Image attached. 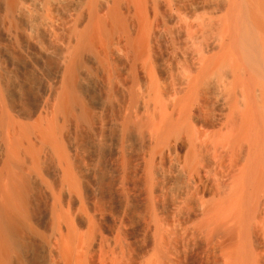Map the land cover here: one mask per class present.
Segmentation results:
<instances>
[{
	"label": "bare ground",
	"instance_id": "obj_1",
	"mask_svg": "<svg viewBox=\"0 0 264 264\" xmlns=\"http://www.w3.org/2000/svg\"><path fill=\"white\" fill-rule=\"evenodd\" d=\"M120 49H125L135 61L131 59L135 63L130 64L134 75L131 77L142 88L141 104L148 114L144 113L138 123L127 118L123 126L119 124L124 134L121 132L123 136L117 139H122L128 150L119 149L123 146L120 144L115 149V155L121 158L117 157L121 162L118 166L122 168L116 166L118 176L112 177L114 184H121L123 179L132 193L134 209L159 221L162 216L153 212L158 201L149 204L147 196L156 197L166 187L176 189L181 205L193 208L191 213L185 211L189 214L187 221L198 224L203 231L199 232L201 236L207 235L206 244L216 252L210 259L212 264H264V0H0V264H42L44 245L52 235L57 238L58 251L61 249L76 264H86L87 256L75 254L80 235L77 229L89 228L93 241L98 230L111 233L109 228L100 227L97 216L91 223V219L76 220L67 208L66 211L70 190L79 194L71 200L73 207L90 201L84 200L89 194L88 186L91 189L87 178L97 182V200L104 201L109 191L113 195V213H120L124 207L120 194L112 192L111 187L105 192V174L98 170L99 177L95 168L86 172L80 164L85 154L81 161L73 156L77 149L84 150L85 141L70 136L68 139L58 121L47 125L42 121L43 101L52 95V90L42 88L40 97L44 100L38 98L36 104L29 106L31 90L26 74L28 69H35L51 83L64 77L66 93L58 100L57 108L69 114L78 104L74 93L79 89L76 77L82 67L96 63L104 70L108 66L116 69L113 64L117 66L120 60ZM132 94L133 105L137 95ZM87 110H82V118H88ZM117 121L113 122L118 124ZM99 150L92 152L98 154ZM100 155L87 157L92 162L89 164L100 166ZM96 173L98 179H94ZM200 198L204 200L202 205ZM176 212L180 216V210ZM112 216L104 219L110 222ZM188 236L192 237V233ZM151 240L154 239H149L150 245ZM95 248V243L89 247ZM171 249L174 251V247Z\"/></svg>",
	"mask_w": 264,
	"mask_h": 264
},
{
	"label": "rangeland",
	"instance_id": "obj_2",
	"mask_svg": "<svg viewBox=\"0 0 264 264\" xmlns=\"http://www.w3.org/2000/svg\"><path fill=\"white\" fill-rule=\"evenodd\" d=\"M121 50V52L118 50V54H120L119 56H120V60L118 61V63H117V66H116V63L115 64H113V66H115L116 67V69H112V67L111 66H108L107 67V69L106 70H104L102 67H101V65H99V64H96V63H93V64H91V66H89L90 64H88V65H86L87 67H85V66H83L82 67V69H81V71H80V75L78 74L77 75V77H76V82H77V85L79 84V89H78V91H76L74 94L76 95V93H77V98L76 99H78L77 101H78V104L76 103V107H73L74 109L72 110V111H70L71 113H69V114H66V113H63V112H59L58 111V108H57V105H58V100L62 97V95H64L65 93H66V88L63 86V84L65 85V83H64V77H62L61 78V80L60 81H58V82H54L53 81V83H51L52 82V80H47L46 81V78H44V77H46V76H44V74H42V73H40L39 71H35V69H28L29 71H27V84L29 85V91L31 90V92H30V99H28V100H30L29 101V106H33V104H36L38 101H39V99H42V100H44V98L45 97H40V96H42V92H43V89L42 88H44L45 86H47L50 90H52V95L51 96H49V97H47V98H45V100L42 102L43 103V109H42V115H41V117H42V121L44 122V124L45 125H47V123L49 124V122L51 123H53L54 121L56 122V121H58L59 122V124L62 126V133L68 138V139H70L71 137H73L72 139H82V140H84L85 141V146H83L84 147V150H82L83 148H80L81 150H79V149H77V151L75 152V154H74V152H73V156L75 157V156H77L76 157V159L77 158H79L78 160H80L81 158L80 157H83L82 156V154L84 155H88V154H90V155H88V156H85L84 155V157L82 158L83 159V161H81L82 163H80V161H79V163L80 164H82V167H83V169L86 171V172H88V171H90V169L91 170H93L94 168H95V170H97V173H98V176H99V172H100V170H101V172L102 173H104L105 174V176H106V178H108V180L104 183V186H105V188L104 189H106L105 190V192L111 187V191L113 192H117L118 194H120L121 196H120V198L122 199V202H123V207L124 208H122V210H121V212H123L122 214H121V212L120 213H118V214H115V213H113L114 211H113V209H112V201H113V198L112 197H110V196H113V195H111L110 194V191L109 192H107L108 193V195H107V198L104 200V201H100V200H97V198H98V196H97V193L98 192H94V191H98L97 190V188H98V185H97V182H95V181H93V182H90V180H89V178H87L86 179V183H87V186L90 184V186H91V189H90V187L88 186V188H89V194H86V196L87 197H85V199L84 200H88V199H90V201L88 200V201H86V202H83V200H82V205L80 204V205H78L77 207H73V201L71 202V200L73 199L74 200V197H76V196H78L79 194L77 193H75V191H72V190H70V196H69V200H68V203L65 201V204H67V205H69V206H65V209L67 208L68 209V212L70 211L71 213V216H73V218L74 219H76V220H78L79 218L81 219V218H85V220H89V219H91L90 220V222L92 223V219H93V217L94 216H97L98 218H99V224H100V227L102 226V227H105V228H109L108 230H110L111 231V233H113L112 235L113 236H111V233H106V232H103L102 230H98L96 233H95V240L94 241H96V242H94L93 241V239H94V236L91 238V236H89V233H88V230H89V228L88 229H85V227L83 228V227H80V228H78L77 230V235H79L78 236V239L79 240H76V243H75V245H76V247H77V250H76V248H75V254H84V256H87V263L86 264H112L113 262V264H119V262H120V264H139V262H140V264H145L146 263V261L147 262H149L150 261V263H148V264H153V263H157V264H205L206 262H207V264H212V260H213V255L215 256V254H216V252H215V250H214V248H212L213 246L212 245H210V244H208V242H207V244H206V241H207V238H206V234H204L203 236H201V234H203V231H201L200 229H199V226H198V224L197 223H195V222H188L187 221V218H188V215L189 214H187L188 213V211L191 213V211L193 212V208H187L188 206H186L185 204H183V205H181V202L179 201V199H178V195H177V190L175 189H171V191H173L172 193H170L171 191H170V189L168 188V187H166V188H164L165 190L163 191V193H160L158 196H156V197H150V195L149 196H147V197H149V200H148V202H149V204H153V202H156L155 200H157L158 202H156L155 204H156V206H157V208H156V210H155V208H154V210H153V212H157V214H158V212H159V216H162L161 218H160V221L158 220V219H156L155 220V218L156 217H154V216H145V215H141V213H139V211L138 210H135L134 209V207H135V203H134V200L132 199L133 198V196H132V193L129 191V188L127 187V186H125V184L123 183L124 181H123V179H122V182H121V184L119 183V185L118 184H114V178L116 177V176H118V174H117V168H119L120 167V165L118 166V164H120L121 162H120V157L118 156V155H115V151L116 150H118L117 148H119L120 146H122L123 145V142H122V139H117V138H119L118 136H120V137H122L123 136V134H124V132H122L123 131V129L121 130L120 129V123H122V125L121 126H123V124L125 123V120H127V118H129V119H131V121L132 122H134V123H138L139 122V120H141V119H143L145 116H144V113H145V115L147 116V114H148V110L147 109H144L143 108V106H142V104L144 103L143 101H144V99H143V97H142V95L141 94H143L142 92V88H141V86L140 85H138L137 83H133V80H132V78L134 77V75L132 74L131 75V73H132V71H130V69H131V65H134L135 63V61L133 60V58H130L129 56H131V55H129V53H127V51H125V49H120ZM120 52V53H119ZM127 54H126V53ZM121 56H122V58H121ZM129 58H128V57ZM116 57V56H115ZM134 61H132V60ZM126 60H127V62L128 63H126ZM121 61V62H120ZM123 61L125 62V63H123ZM132 61V62H131ZM134 63V64H133ZM120 64V65H119ZM131 64V65H130ZM123 65V66H122ZM100 66V67H99ZM107 66V65H106ZM120 66V67H119ZM126 66V67H125ZM84 67H85V69H84ZM89 67V68H88ZM91 67V68H90ZM95 67V68H94ZM98 67V68H97ZM124 67V68H123ZM127 68H129V69H127ZM138 69L141 71V68H140V66L138 67ZM137 69V70H138ZM138 70V72H140ZM35 71V72H34ZM89 71V72H88ZM123 71V72H122ZM29 72V73H28ZM91 72V73H90ZM94 72V73H93ZM107 72H109V73H107ZM118 72V73H117ZM120 72V73H119ZM127 72V73H126ZM86 73H87V75H86ZM95 73H96V75H95ZM102 73V74H101ZM105 73H107V74H105ZM115 73V74H114ZM129 73H130V75H129ZM94 74V75H93ZM101 74V75H100ZM117 74H119V75H117ZM125 74H126V76H125ZM84 75V76H83ZM103 75V76H102ZM114 75V76H113ZM39 76H42V77H39ZM118 76H120L119 78H118ZM130 76V77H129ZM131 76H133V77H131ZM85 77V78H84ZM124 77H126V78H124ZM32 78H34V79H32ZM44 78V79H43ZM93 78V79H92ZM111 78V79H110ZM112 78H115V79H112ZM79 79V80H78ZM85 79V80H84ZM95 79V80H94ZM102 81H101V80ZM106 79V80H105ZM108 79V80H107ZM34 80V81H33ZM41 80V81H40ZM81 80V81H80ZM98 80H99V82H98ZM112 82H111V81ZM121 80V81H120ZM127 82H125V81ZM39 81V82H38ZM61 81H63V83L61 82ZM103 81H105L104 82V84H103ZM108 81V82H107ZM115 81V82H114ZM117 81V82H116ZM34 82V83H33ZM35 82H36V84H35ZM50 82V83H49ZM60 82V83H59ZM90 82L92 83V85L90 84ZM96 82H98V83H96ZM131 82V83H130ZM88 83V84H87ZM97 85H96V84ZM102 83V84H101ZM118 83V84H117ZM121 83V84H120ZM47 84V85H46ZM60 84V85H59ZM132 84V85H131ZM53 85V86H52ZM123 85V86H122ZM131 85V87H129ZM135 85H136V87H135ZM59 86V87H58ZM66 86V85H65ZM83 86V87H82ZM87 86V87H86ZM90 86V87H89ZM101 86V88H99ZM103 86V87H102ZM105 86H107V87H105ZM113 86H115V87H113ZM132 86H133V88H132ZM53 89H52V88ZM125 89H124V88ZM127 87V88H126ZM40 88V89H39ZM80 88H82V89H80ZM117 88V89H116ZM135 88H136V90H135ZM141 88V90H139V89ZM38 89H39V91H38ZM42 89V90H41ZM57 89V90H56ZM88 89V90H87ZM94 89V90H93ZM109 89V90H108ZM119 89V90H118ZM127 89V90H126ZM91 90V91H90ZM103 90V91H102ZM35 91H36V93H35ZM54 91V92H53ZM83 91V92H82ZM95 91V92H94ZM78 92H79V94H78ZM90 92H91V94H90ZM101 92V93H100ZM106 92V93H105ZM110 92V93H109ZM126 92V93H125ZM129 92V93H128ZM41 93V94H40ZM95 93V94H94ZM108 93L110 94V96H108ZM118 93V94H117ZM131 93V94H130ZM132 93H134V95H137V101L138 100H140V102L138 101H136V103L135 102H133V105H132V101H131V98L130 97H132ZM138 93V94H137ZM33 94V95H32ZM103 94V95H102ZM114 94V95H113ZM130 94V95H129ZM94 96V97H92V96ZM123 95H124V97H123ZM32 96V97H31ZM82 96V97H81ZM84 96V97H83ZM88 96V97H87ZM106 96V97H105ZM108 96V97H107ZM127 96H129V97H127ZM141 96V97H140ZM35 99H34V98ZM51 97V98H50ZM59 97V98H58ZM87 97V98H86ZM98 97V98H97ZM32 98V99H31ZM39 98V99H38ZM56 98V99H55ZM81 98V99H80ZM101 98V99H100ZM107 98V99H106ZM111 98V99H110ZM139 98V99H138ZM141 98V99H140ZM49 99V100H48ZM53 99H54V101H53ZM88 99V100H87ZM90 99V100H89ZM93 99H95V100H93ZM103 99V100H102ZM117 99L119 100V101H117ZM111 100V101H110ZM114 100V101H113ZM50 101V102H49ZM82 101V102H81ZM91 101V102H90ZM98 101V102H97ZM108 101V102H107ZM96 102V103H95ZM112 102H113V104H112ZM117 102H118V104H117ZM124 102V103H123ZM143 102V103H142ZM53 103V104H52ZM82 104V106H81V104ZM90 104V105H87V104ZM92 103V104H91ZM102 103H105L104 105L102 104ZM128 105H127V104ZM140 103V104H139ZM142 103V104H141ZM47 104V105H46ZM99 104V105H98ZM123 104H124V106H123ZM139 106H138V105ZM50 105V106H49ZM84 105V106H83ZM93 105H95V106H93ZM103 105V106H102ZM107 105V106H106ZM31 106V107H32ZM81 106V107H80ZM127 106V107H126ZM130 106V107H129ZM133 106V107H132ZM138 106V107H137ZM142 106V107H141ZM47 107V108H46ZM49 107V108H48ZM51 107V108H50ZM95 107V108H94ZM109 107V108H108ZM113 107V108H112ZM121 107H122V109H121ZM90 108V109H89ZM93 108V109H92ZM139 110H138V109ZM83 109H85V110H87L88 111V118L86 117V118H82L81 116L82 115H80L81 113H82V110ZM113 109V110H112ZM128 109V110H127ZM136 111H135V110ZM46 110V111H45ZM96 110V111H95ZM108 110V111H107ZM110 110V111H109ZM124 110V111H123ZM130 110V111H129ZM55 111V112H54ZM57 111V112H56ZM75 111V112H74ZM102 111V112H101ZM104 111V112H103ZM106 111L108 112V113H106ZM116 111V112H115ZM119 111V112H118ZM147 111V112H146ZM94 112H96V113H94ZM100 112V113H99ZM110 112H112V114H110ZM131 112V113H130ZM94 113V114H93ZM143 113V114H142ZM61 114V115H60ZM63 114V115H62ZM106 114V115H105ZM115 116H114V115ZM120 114V115H119ZM139 114H141V115H139ZM46 115V116H45ZM58 115V116H57ZM91 117H90V116ZM96 115V116H95ZM64 116V117H63ZM93 116V117H92ZM111 116V117H110ZM61 117V118H60ZM69 117V118H68ZM71 117V118H70ZM105 117V118H104ZM134 119H133V118ZM142 117V118H141ZM63 118V119H62ZM81 120H80V119ZM90 118V119H89ZM104 118V119H103ZM122 119V121L121 120H119V121H117V119ZM62 119V120H61ZM68 119V120H67ZM71 119V120H70ZM76 121H75V120ZM78 119V120H77ZM88 119V120H87ZM103 119V120H102ZM48 120V121H47ZM52 120V121H51ZM92 120V121H91ZM104 120H106V121H104ZM117 121V122H119L118 124L116 123V122H113V121ZM135 120H136V122H135ZM138 120V121H137ZM81 121V122H80ZM112 121V122H111ZM68 122V123H67ZM77 122V123H76ZM79 122H80V124H79ZM90 122V123H89ZM76 123V124H75ZM96 123V124H95ZM97 123H98V125H97ZM114 125H113V124ZM71 124V125H70ZM83 124H85V125H83ZM94 124V125H93ZM100 124V125H99ZM104 124V125H103ZM109 124V125H108ZM112 124V125H111ZM115 124H117V126L115 125ZM78 125V126H77ZM87 125V126H86ZM110 126V127H108V126ZM119 125V126H118ZM83 126V127H82ZM91 126V127H90ZM99 126V127H98ZM115 126V127H114ZM69 129H68V128ZM98 127V128H97ZM114 127V128H113ZM116 127H119V129H116L115 130V128ZM74 128H75V130H74ZM91 128V129H90ZM122 128V127H121ZM67 129V130H66ZM76 129H77V131H76ZM82 129H83V131H82ZM97 129V130H96ZM90 130H93V131H90ZM94 130L97 132H94ZM118 130V131H117ZM65 131V132H64ZM71 131V132H70ZM75 131V132H74ZM91 133H90V132ZM100 131V132H99ZM105 131V132H104ZM113 131V132H112ZM67 132V133H66ZM69 132V133H68ZM72 132L75 134H72ZM79 132H81V133H79ZM89 132V133H88ZM116 132V133H115ZM121 132L123 133V134H121ZM77 133V134H76ZM102 133V134H101ZM118 133V134H117ZM72 134V135H71ZM80 134V135H79ZM74 135V136H73ZM93 135V136H92ZM94 135H95V137H94ZM96 135H97V137H96ZM68 136H70V138L68 137ZM76 136V137H75ZM78 136V137H77ZM80 136V137H79ZM82 136V137H81ZM75 137V138H74ZM100 137V138H99ZM84 138V139H83ZM87 140H86V139ZM102 139H103V141H102ZM97 140H98V142H97ZM113 140V141H112ZM124 140V139H123ZM89 141V142H88ZM91 141V142H90ZM112 141V142H111ZM86 142H88V143H86ZM107 142H108V144H107ZM111 142V143H110ZM114 142V143H113ZM121 142V143H120ZM113 143V144H112ZM89 144V145H88ZM120 144V146H118ZM126 143H124V145H125ZM91 145V146H90ZM94 145V146H93ZM110 146L109 148L108 147H106V146ZM116 145H117V147H116ZM122 146V147H120L119 149H121V148H125V149H127L128 150V147L127 146ZM88 146V147H87ZM100 147V148H99ZM99 149H101V150H99ZM112 149V150H111ZM114 149V150H113ZM116 149V150H115ZM124 149V150H125ZM86 150V151H85ZM93 150H99L100 152L98 153V154H96V152L94 151V153L92 152ZM108 150H110V151H108ZM121 150H123V149H121ZM120 150V151H121ZM79 151H81L80 153H79ZM88 151H89V153H88ZM103 151V152H102ZM86 152V153H85ZM106 152V153H105ZM109 154H108V153ZM111 152V153H110ZM131 152H133V151H131ZM79 153V154H78ZM100 153H101V155H100ZM104 153V154H103ZM116 153H117V151H116ZM133 153H135V152H133ZM91 154H95V155H100L101 156V165L99 166V164L100 163H98V165H97V163L94 165V164H92V166H91V164H89V162L90 163H92L91 161H89L88 162V158L87 157H89L90 158V156H91ZM108 154V155H107ZM113 154V156H111ZM85 157L87 158V160L85 159ZM111 157V158H110ZM114 157V158H113ZM117 157H119V158H117ZM110 158V159H109ZM110 161H109V160ZM113 159H115V160H113ZM119 161H118V160ZM85 160L87 161V162H85ZM107 160V161H106ZM106 161V162H105ZM118 161V162H117ZM83 162H84V164H83ZM106 164H105V163ZM113 162H117V163H113ZM95 163V162H94ZM104 163V164H103ZM113 163V164H112ZM86 165H88V166H86ZM107 165V166H106ZM98 167V169H97V167ZM116 166H117V168H116ZM89 167V168H88ZM93 167V168H92ZM110 167V168H109ZM112 167V168H111ZM120 168H122V166L120 167ZM106 169V170H105ZM88 170V171H87ZM98 170H99V172H98ZM105 171V172H104ZM109 171V172H108ZM112 171H114V172H112ZM107 172V173H106ZM97 173L95 174V176L97 175ZM112 173V174H111ZM115 173H116V175H115ZM89 174V173H88ZM108 175V176H107ZM94 176V177H95ZM98 176H96L94 179H96ZM100 177V176H99ZM98 177V178H99ZM112 177H114V178H112ZM97 178V179H98ZM110 178V179H109ZM92 180H93V177H92ZM91 180V181H92ZM110 180V181H109ZM112 180V181H111ZM97 181V180H96ZM108 182V183H107ZM94 183V184H93ZM46 184V183H45ZM93 184V185H92ZM106 184V185H105ZM122 185H124V187L122 186ZM95 186V187H94ZM97 186V187H96ZM114 186V187H113ZM46 187V188H45ZM106 187H108V188H106ZM121 187H122V189H121ZM44 188L45 189H47V186H44ZM92 188H93V190H92ZM65 190L67 191L68 189H66L65 188ZM91 190V191H90ZM122 190V191H121ZM128 190V191H127ZM47 191V190H46ZM93 191V192H92ZM123 191H125L124 193H123ZM166 191V192H165ZM170 191V192H169ZM91 192V193H90ZM111 192V193H112ZM131 193V194H130ZM168 193H169V195H168ZM75 194V195H74ZM91 194L93 195V196H91ZM127 194V195H126ZM96 195V196H95ZM126 195V196H125ZM131 195V196H130ZM165 195V196H164ZM129 196V197H128ZM160 196V197H159ZM94 199H93V198ZM124 197V198H123ZM132 197V198H131ZM81 198H83V197H81ZM86 198H88V199H86ZM110 198H112V199H110ZM150 198H154V199H150ZM156 198V199H155ZM163 198V199H162ZM165 198V199H164ZM93 201H92V200ZM126 199H128L127 201H126ZM160 199V200H159ZM201 200H203L202 198H200ZM199 199V200H200ZM95 200V201H94ZM153 200V201H152ZM199 200H197V205L199 204L198 203V201ZM199 201L200 203H201V205L203 204L202 202H204V200L203 201ZM162 201V202H161ZM172 201V202H171ZM174 201V202H173ZM177 203H176V202ZM87 202H89V203H87ZM179 202H180V204H179ZM70 203V204H69ZM86 203V204H85ZM96 203V204H95ZM99 203H101V204H99ZM127 203H129V204H127ZM134 203V205H132ZM174 203V204H173ZM72 204V205H71ZM90 204V205H89ZM92 204V205H91ZM161 206H159V205ZM176 204V205H175ZM181 205L180 207V209H177V208H179V206L178 205ZM89 205V206H88ZM103 205H105V206H103ZM108 205V206H107ZM129 207H128V206ZM131 205V206H130ZM201 205H199V207H201ZM95 206V207H94ZM102 206V207H101ZM110 206H111V208H110ZM132 206H133V208H132ZM167 206H170V207H172V208H170V207H167ZM185 206V207H184ZM73 207V208H72ZM79 207H81V209H82V211H81V209L79 208ZM91 207V208H90ZM127 207V208H126ZM159 207H160V209H159ZM176 207V208H175ZM198 207V206H197ZM76 208V209H75ZM92 208H94V209H92ZM132 209V210H130V209ZM151 208H153V207H151ZM166 208V209H165ZM183 208V209H182ZM67 209H66V211H67ZM72 209V210H71ZM73 209H74V211H73ZM78 209V210H77ZM90 209V210H89ZM127 209V210H126ZM170 209H172V210H170ZM91 210H92V212H91ZM98 210V211H97ZM100 210V211H99ZM105 210V211H104ZM108 210V211H107ZM159 210H161V211H159ZM178 210V212H179V210H180V216H182V219L184 220V217H186V219L184 220V221H186L185 223L186 224H188V225H186L185 226V223H184V221L183 220H181V217L180 216H178L179 215V213L177 214V211ZM73 211V212H72ZM76 211V212H75ZM79 211H80V213H79ZM150 211H152V209L150 210ZM170 211H174V213L176 214V215H174L172 212H170ZM187 213H186V212ZM153 212H151V213H153ZM183 212H185L186 213V215L183 213ZM86 213H88V214H86ZM90 213V214H89ZM127 215H126V214ZM132 215H131V214ZM150 213V214H151ZM166 215H165V214ZM119 214H120V216H119ZM162 214V215H161ZM170 214V215H169ZM171 214H173V215H171ZM85 215V216H84ZM104 215V216H103ZM113 215V216H112ZM115 215V216H114ZM138 215V216H137ZM152 215H155L154 213L152 214ZM185 215V216H184ZM75 216V217H74ZM108 216H112L113 218H111V221L110 222H106V220L104 219V217L106 218V217H108ZM126 216V217H125ZM135 216V217H134ZM142 216V217H141ZM165 216H166V218H165ZM171 216H173V218H171ZM177 218H176V217ZM117 217V218H116ZM122 219H121V218ZM143 217H145V218H143ZM147 217H148V219H147ZM153 217H154V219H153ZM172 219L171 221H170V219ZM136 218V219H135ZM138 218V219H137ZM178 218H180V219H178ZM104 219V220H103ZM112 219H113V221H114V223H113V221H112ZM123 219H124V221H123ZM141 219V220H140ZM144 219V220H143ZM163 219V220H162ZM173 219H175V220H173ZM176 219H178V221L176 220ZM117 220V221H116ZM162 220V221H161ZM166 220H168V223H166ZM181 220V221H180ZM148 221V222H147ZM158 221V222H157ZM171 223H170V222ZM173 221V222H172ZM120 222V223H119ZM139 222V223H138ZM142 222V223H141ZM146 224H145V223ZM152 222V223H151ZM162 222L164 223V224H162ZM183 222V223H182ZM188 222V223H187ZM61 223H63L62 221H61ZM91 223H89V227L91 228L92 226H94L93 224H92V226H91ZM112 223V224H111ZM119 223V224H118ZM122 223V224H121ZM138 223V224H137ZM144 223V224H143ZM157 223H160V225L158 226L157 225ZM175 225H174V224ZM181 223V224H180ZM107 224V225H106ZM149 226H148V225ZM173 224V225H172ZM180 224V225H179ZM182 224H184V225H182ZM192 224H194V225H192ZM196 224V225H195ZM113 225V226H112ZM139 225V226H138ZM146 225V226H145ZM156 225H157V228H156ZM165 225H167V226H165ZM178 225V226H177ZM190 225V226H189ZM143 226V227H142ZM148 226V227H147ZM176 226V227H175ZM179 226H181V228L179 227ZM182 226H185V227H182ZM124 227V228H123ZM156 230V231H154L153 230V228ZM160 227V228H159ZM172 227V228H171ZM188 227H189V229H188ZM191 227V228H190ZM194 229H193V228ZM87 228V227H86ZM93 228V227H92ZM112 228V229H111ZM139 228H140V230H139ZM141 228H142V230H141ZM143 228H145V229H143ZM149 228V229H148ZM187 230H186V229ZM198 230H197V229ZM146 229H147V231H146ZM160 229H164V230H166V231H164V230H160ZM169 229H170V231H169ZM172 229H173V231H172ZM180 229V230H179ZM81 230V231H80ZM84 230V231H83ZM113 230H114V232H113ZM117 230H118V232H117ZM192 231V232H190V231ZM193 230H194V233H193ZM195 230L198 232H195ZM86 231V232H85ZM116 231V232H115ZM120 231V232H119ZM142 231V232H141ZM157 231H161V232H163V233H161L163 236H161L160 235V233L159 232H157ZM179 231H181V232H179ZM183 231V232H182ZM187 231V232H186ZM188 231H189V233H192V237H190V236H188ZM127 232V233H126ZM145 232V233H144ZM155 232V233H154ZM158 234H157V233ZM201 234H200V233ZM81 233H82V235H81ZM84 233V234H83ZM104 233V234H103ZM117 233V234H116ZM144 233V234H143ZM167 233V235H168V237H167V235L165 236V234ZM188 233V234H187ZM103 234V235H102ZM127 234V235H126ZM141 234V235H140ZM146 234V235H145ZM151 234V235H150ZM153 234V235H152ZM171 234V235H170ZM182 234H186L185 235V237H184V235L182 236ZM194 234V235H193ZM199 234V235H198ZM107 235V236H106ZM121 235V236H120ZM123 235V236H122ZM158 235V236H157ZM199 237H198V236ZM84 236H86V238H87V240H85V238L82 237ZM125 236V237H124ZM145 236V237H144ZM151 236V237H150ZM160 236V238H158L157 239V237H159ZM170 236V237H169ZM175 236V237H174ZM194 236H196V237H194ZM102 237V238H101ZM108 237V238H107ZM114 237V238H113ZM117 237V238H116ZM118 237L120 238V239H118ZM127 237V238H126ZM135 237H138V238H135ZM156 237V238H155ZM177 237H179V238H177ZM181 237H182V239H181ZM193 237H194V239L196 240V242L197 243H199L200 245H198V244H196V242L193 240ZM202 237V238H201ZM205 237V238H204ZM55 238V239H54ZM100 238V239H99ZM104 238V239H103ZM134 238V239H133ZM147 238H149V239H154V240H151V242H152V244L150 245V243H149V239H147ZM167 238H168V240H167ZM174 238V239H173ZM197 238V239H196ZM91 239V240H90ZM97 239V240H96ZM99 239V240H98ZM129 239V240H128ZM162 239V240H161ZM166 239V240H165ZM177 239L179 240V241H177ZM184 239V240H183ZM204 239V240H203ZM50 240V241H49ZM52 240V241H51ZM102 242H101V241ZM134 242H133V241ZM148 240V241H147ZM159 240H161V241H164V242H162L161 243V241H159ZM173 240L175 241V242H173ZM206 240V241H205ZM77 241H79L78 243H77ZM82 241V242H81ZM84 241V242H83ZM86 241V242H85ZM125 241V242H124ZM47 242H49V243H47ZM46 243L47 244H45L44 245V248H43V254H42V256L44 257H42V259H43V261L44 262H42V264L44 263V264H76L74 261H72L69 257L67 258V256L64 254V252L63 251H61V249H60V251H58V242H57V238L55 237V236H48V241H47ZM52 242V243H51ZM99 242V243H98ZM108 242V243H107ZM113 242H115V243H113ZM120 242V243H119ZM129 242V243H128ZM145 242V243H144ZM154 242H158L157 244L156 243H154ZM190 242V243H189ZM203 244H202V243ZM56 243V244H55ZM83 243H85V244H83ZM90 243V244H89ZM92 243H95L96 244V248L95 249H89V247H90V245L92 244ZM106 243V244H105ZM128 243V244H127ZM131 243V244H130ZM133 243V244H132ZM192 243V244H191ZM206 244V246H205V244ZM79 244H80V246H79ZM87 244V245H86ZM115 246H114V245ZM119 244H120V246H119ZM157 245V246H155V245ZM160 244V245H159ZM165 246H164V245ZM187 244V245H186ZM195 244V245H194ZM49 245V246H48ZM118 245V246H117ZM124 245V246H123ZM133 245V246H132ZM135 245V246H134ZM148 245V246H147ZM208 245V246H207ZM55 246V247H54ZM82 246V247H81ZM85 248H84V247ZM107 248H106V247ZM113 246V247H112ZM129 246V247H128ZM153 246V247H152ZM163 246V247H162ZM177 246V247H176ZM205 246V247H204ZM54 247V248H53ZM80 247V248H79ZM88 247V248H87ZM105 247V248H104ZM118 247V248H117ZM127 247V248H126ZM139 247V248H138ZM140 247H142V248H140ZM151 247H152V250H151ZM174 247V251H175V248H176V252H174V251H172L173 249H171V248H173ZM179 247V248H178ZM194 249H193V248ZM202 247V248H201ZM207 247V248H206ZM52 248V249H51ZM57 250H56V249ZM102 248V249H101ZM110 248V249H109ZM168 248V249H167ZM192 248V249H191ZM205 248V249H204ZM213 249V250H209V249ZM85 249H88V251L87 250H85ZM98 249H100L99 251H98ZM125 249V250H124ZM146 249V250H145ZM159 249H161L162 251H163V253H161L160 251H158ZM191 249V250H190ZM203 249V250H202ZM103 250V251H102ZM110 250V251H109ZM121 250V251H120ZM123 250V251H122ZM127 250V251H126ZM131 250V251H130ZM140 250V251H139ZM142 250V251H141ZM144 250V251H143ZM171 250V251H170ZM178 250V251H177ZM199 250V251H198ZM201 250V251H200ZM208 250V251H207ZM83 251H85V253L83 252ZM108 253H107V252ZM117 251H119L118 253H117ZM128 251H130V252H128ZM166 251V252H165ZM170 251V252H169ZM198 251V252H197ZM204 251H205V253H204ZM209 251H214V252H212V254H211V252H209ZM49 252H50V254H49ZM61 254H60V253ZM63 252V253H62ZM93 253V254H91V253ZM98 252V253H97ZM156 252V253H155ZM165 252V253H164ZM167 252H169V253H167ZM189 252H194L193 254H191V253H189ZM87 253H89V255L87 254ZM110 253V254H109ZM116 255H115V254ZM124 253V254H123ZM146 253V254H145ZM159 253H161V254H159ZM179 253H180V255H179ZM186 255H185V254ZM188 253H189V255H188ZM195 253L197 254V255H195ZM201 255H200V254ZM214 253V254H213ZM57 256H56V255ZM87 254V255H86ZM96 254V255H95ZM99 254V255H98ZM102 254H103V256H102ZM111 254H113V255H111ZM123 254V255H122ZM153 254H154V256L157 254L158 256H153ZM163 254H166V256L165 255H163ZM51 255V256H50ZM54 255V256H53ZM92 255V256H91ZM101 255V256H100ZM112 257H111V256ZM124 255H126V256H124ZM148 255H149V257H148ZM151 255H152V257H154V258H152L151 257ZM172 257H170V256ZM191 255V256H190ZM204 255V256H203ZM205 255H206V257H205ZM89 256V257H88ZM110 258H109V257ZM116 256V257H115ZM122 256V257H121ZM124 256V257H123ZM160 256H161V258H160ZM182 256H183V258H182ZM55 257V258H54ZM59 257V258H58ZM98 257H99V259L101 260H99L98 259ZM102 257V258H101ZM158 257V258H157ZM162 257H164V258H162ZM201 257V258H200ZM56 258H58V259H56ZM66 258V259H65ZM88 258H89V260H88ZM91 258H92V261H91ZM117 258V259H116ZM129 258V259H128ZM142 259V263H141V259ZM147 258V259H146ZM151 258V259H150ZM168 258V259H167ZM192 258V259H191ZM199 258H200V260H199ZM207 258V259H206ZM47 261H46V260ZM54 259H56V261L54 260ZM109 259V260H108ZM115 261H114V260ZM122 259V260H121ZM137 259V260H136ZM143 259H146V260H144L143 261ZM150 259V260H149ZM156 259H158V260H156ZM160 259V260H159ZM188 259V260H187ZM210 259H212V260H210ZM59 260V261H58ZM60 260H61V262H60ZM70 260H71V262H70ZM108 260V261H107ZM113 260V261H112ZM140 260V261H139ZM180 260V261H179ZM197 260V261H196ZM204 262H203V261ZM45 261H46V263H45ZM64 261V262H63ZM91 261V262H90ZM110 261V262H109ZM139 261V262H138ZM152 261V262H151ZM160 261H161V263H160ZM168 261V262H167ZM177 263H176V262ZM208 261H210L209 263H208ZM51 262V263H50ZM66 262V263H65ZM70 262V263H69ZM73 262V263H72ZM164 262V263H163ZM179 262V263H178ZM184 262V263H183ZM186 262V263H185ZM147 264V263H146Z\"/></svg>",
	"mask_w": 264,
	"mask_h": 264
}]
</instances>
